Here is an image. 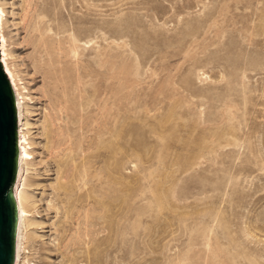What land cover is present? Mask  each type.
Segmentation results:
<instances>
[{
	"label": "rangeland",
	"instance_id": "1",
	"mask_svg": "<svg viewBox=\"0 0 264 264\" xmlns=\"http://www.w3.org/2000/svg\"><path fill=\"white\" fill-rule=\"evenodd\" d=\"M30 264H264V0H10Z\"/></svg>",
	"mask_w": 264,
	"mask_h": 264
},
{
	"label": "water",
	"instance_id": "2",
	"mask_svg": "<svg viewBox=\"0 0 264 264\" xmlns=\"http://www.w3.org/2000/svg\"><path fill=\"white\" fill-rule=\"evenodd\" d=\"M0 264H30L27 93L10 0H0Z\"/></svg>",
	"mask_w": 264,
	"mask_h": 264
},
{
	"label": "bare ground",
	"instance_id": "3",
	"mask_svg": "<svg viewBox=\"0 0 264 264\" xmlns=\"http://www.w3.org/2000/svg\"><path fill=\"white\" fill-rule=\"evenodd\" d=\"M28 121H27V136H28V169H29V162L32 161V153H31V143L29 141V135H28ZM28 190H29V182H28ZM29 193V192H28ZM29 226H30V194H29ZM29 238H30V233H29Z\"/></svg>",
	"mask_w": 264,
	"mask_h": 264
}]
</instances>
